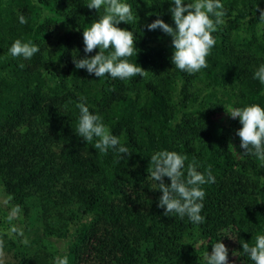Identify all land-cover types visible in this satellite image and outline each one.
<instances>
[{"label":"trees","instance_id":"obj_1","mask_svg":"<svg viewBox=\"0 0 264 264\" xmlns=\"http://www.w3.org/2000/svg\"><path fill=\"white\" fill-rule=\"evenodd\" d=\"M84 2L0 0V184L9 204L60 211L54 231L69 264H88L84 252L96 264H204V251L229 239L239 264H252L240 244L264 234V161L242 155L240 124L226 110L264 106V84L252 78L264 63V0H223L226 22L213 33L208 67L194 74L172 65L170 36L145 27L157 18L173 24L167 0H128L137 18L118 26L133 31L136 57L128 59L145 74L123 81L74 66L85 55L82 30L104 11ZM17 38L40 52L11 57ZM80 101L130 154L100 153L76 135ZM161 149L186 154L201 172L211 168L216 181L203 186V224L157 207L161 192L151 189L148 169Z\"/></svg>","mask_w":264,"mask_h":264},{"label":"clouds","instance_id":"obj_2","mask_svg":"<svg viewBox=\"0 0 264 264\" xmlns=\"http://www.w3.org/2000/svg\"><path fill=\"white\" fill-rule=\"evenodd\" d=\"M168 11L173 24L157 18L145 25L148 31L159 29L171 37L172 65L188 74L200 72L208 67L207 56L216 44L213 35L218 26L224 24L226 14L223 0H167ZM84 4L98 13L103 8V14L92 20L90 25L82 30L84 56L73 58L75 68L84 69L98 78L129 80L135 76H143L145 70L129 57H136L135 36L133 31L121 28V22L129 24L135 21L137 14L128 0H86ZM257 3L255 6L256 10ZM259 17L264 19V9H260ZM18 23L26 24L28 18L17 15ZM174 25V26H173ZM94 49V55H88ZM38 52L40 45L23 38L15 39L8 48V54L13 58L31 60ZM24 67L23 63L19 65ZM252 78L264 84V63L259 64L252 73ZM78 119L76 135L86 143H94V148L107 154L113 150L117 154H130L128 147L121 143L120 137L114 135L104 123L103 117L83 102H77ZM227 114L238 120L240 127L235 130L239 137L242 155L254 156L264 161V106L259 103L243 106H229ZM122 156V155H121ZM186 154L168 149L152 153L151 167L148 176L152 183L151 189L159 190L157 207L163 209L166 216L176 215L181 219L187 217L193 225L203 224L206 217L202 214L206 191L204 185L215 183L216 177L211 168L204 172L198 170L199 165L193 159L189 163ZM170 181L165 183L164 178ZM15 231V229H13ZM26 242V241H25ZM243 255L252 264H264V234H257L254 243L243 241L240 244ZM229 250L218 240L212 244L211 251H204V264H231L228 259ZM53 264H69L65 254L54 258Z\"/></svg>","mask_w":264,"mask_h":264},{"label":"rangeland","instance_id":"obj_3","mask_svg":"<svg viewBox=\"0 0 264 264\" xmlns=\"http://www.w3.org/2000/svg\"><path fill=\"white\" fill-rule=\"evenodd\" d=\"M25 209L12 207L0 184V264H20V259L28 260L29 264H53L66 246L54 231L61 220L60 211L49 209L46 214L42 207L30 205ZM229 240L225 244L228 259L231 264H239L234 240ZM84 259L88 264H96L92 253L84 252Z\"/></svg>","mask_w":264,"mask_h":264}]
</instances>
